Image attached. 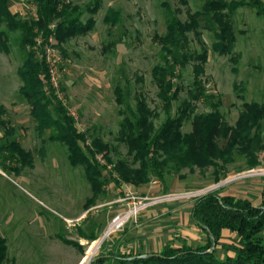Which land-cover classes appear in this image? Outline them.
<instances>
[{"label": "rangeland", "instance_id": "rangeland-1", "mask_svg": "<svg viewBox=\"0 0 264 264\" xmlns=\"http://www.w3.org/2000/svg\"><path fill=\"white\" fill-rule=\"evenodd\" d=\"M68 1L83 7V22L93 18V29L61 46L53 36L44 42L39 33L35 49L39 52L42 48L48 56L53 76L50 82L75 117L77 127L90 138L97 135L109 143L108 155L112 161L131 160L127 147L117 139L126 110L125 105L117 103L114 89L122 87L132 108L144 98L154 114L155 126H160L166 114L152 79V68L161 61V47L155 36L166 31L168 8L186 22L189 14L206 0H187V3L100 0L94 13L87 11L86 5L96 0ZM112 10L119 12L120 21L115 25L104 21ZM11 11L24 18L37 16L32 0H11ZM230 20L236 33L232 53L219 55L212 51L214 35L207 29L201 30V40L190 31L188 46L198 52L203 46L207 48V61L200 79L205 92L213 94L212 101L192 103L197 104L198 111H207L211 102L219 101L225 120L233 125L244 102H264V16L258 15L255 9L241 7ZM20 63L21 56L15 45L9 53L0 52V104L6 107V117L16 129L17 140L33 156V165L23 167L18 173L0 167V237L7 251L5 264H90L95 256L109 249L147 253L160 251L167 244L196 246L206 237L190 217L197 197L218 191L255 198L241 193L244 187L239 182L251 178L263 181L264 174L251 175L243 162L238 161L229 166L228 175L218 182L214 180L212 168L204 171L184 168L181 175H166L165 182L152 178L138 186L107 180L104 191L87 204L93 192L83 167L72 166L64 146L43 142L35 131L29 106L18 91ZM193 76L190 62L175 80L179 92L172 108L174 115L179 101L190 96ZM190 128V122H186L182 130L188 132ZM263 150L258 154V167L262 169ZM97 158L106 166L104 176L109 177L112 164L102 153ZM113 175L117 176L115 172ZM127 213L130 216L121 225L114 222L116 217L122 218ZM94 234L95 240L87 239L86 236ZM237 241L236 233L225 230L219 239L217 255L231 254L225 246L237 245ZM92 243L96 246L89 250Z\"/></svg>", "mask_w": 264, "mask_h": 264}, {"label": "trees", "instance_id": "trees-1", "mask_svg": "<svg viewBox=\"0 0 264 264\" xmlns=\"http://www.w3.org/2000/svg\"><path fill=\"white\" fill-rule=\"evenodd\" d=\"M32 1L37 16L24 18L11 11V0H0V52L9 53L12 45L16 46L21 56L17 67L21 80L18 91L29 106L35 131L43 142L64 146L72 166L83 167L93 192V198L87 204L104 191L107 180L113 184L124 181L138 186L152 178L165 182L166 175H181L184 168L190 171L212 168L214 180L218 182L228 175L229 166L238 161L248 169L260 165L258 154L264 148V102H244L233 125L225 120L219 101L211 102L207 111H198L197 104L192 101H212L213 94L205 92L200 79L207 61V48L203 46L201 52L192 51L188 46V33L192 31L201 40L202 29L212 31V51L228 55L236 41L230 16L241 7L255 9L258 15L264 16V0H206L198 10L189 14L186 22L168 8L166 31L155 36L161 47V61L152 68V79L163 101L165 120L156 127L154 114L145 99H140L132 108L122 87L116 86V101L121 106L125 105L126 110L119 123L117 139L127 147L131 160L118 158L114 161L108 155L111 150L109 143L97 135L90 138L86 131L77 127L75 117L50 82L44 50L41 48L37 52L35 49V38L39 33L44 42L53 36L61 46L71 38L86 35L92 30L93 18L83 22V7L68 0ZM182 2L187 3V0ZM99 5L100 0H96L86 5V10L94 13ZM104 21L110 25L119 23V12L112 10ZM61 51L64 53L63 48ZM190 62L194 71L190 96L179 101L174 115L172 108L179 92L175 80L181 77L182 70ZM6 114V107L0 104V131L3 132L0 137V167L4 171L18 173L23 167L33 165V156L17 140L16 129ZM186 122H190L191 128L183 132ZM98 153L112 164L109 177L103 174L106 166L99 163ZM114 172L117 176L113 175ZM190 217L206 236L202 244H167L160 251L147 253L109 249L95 256L90 264H264V200L254 205L249 198L208 192L195 199ZM223 230L236 233L238 241L237 245L225 246L231 254L218 256L216 249ZM86 237L90 241L97 238L95 234ZM142 254L149 255L140 257ZM6 262L5 241L0 237V264Z\"/></svg>", "mask_w": 264, "mask_h": 264}, {"label": "crops", "instance_id": "crops-1", "mask_svg": "<svg viewBox=\"0 0 264 264\" xmlns=\"http://www.w3.org/2000/svg\"><path fill=\"white\" fill-rule=\"evenodd\" d=\"M239 183H241V185H243V187H244V189L241 191V193L245 192V193H249V194L255 196V198L253 200L249 198L254 205H259L264 200V197H263L264 196V180L262 181L261 179H258V178H256V179L251 178L248 180H243ZM223 194L237 196L236 194L231 193V192H225ZM238 197L248 198V197H244V196H238ZM224 231L225 230H223V233H224Z\"/></svg>", "mask_w": 264, "mask_h": 264}, {"label": "built area", "instance_id": "built-area-1", "mask_svg": "<svg viewBox=\"0 0 264 264\" xmlns=\"http://www.w3.org/2000/svg\"><path fill=\"white\" fill-rule=\"evenodd\" d=\"M45 56V59L47 61V63L49 64V60H48V56H46V54L44 55ZM49 75H50V80L53 81V76H52V72H51V67H50V64H49ZM53 84V82H52ZM260 157L261 159H264V150L262 151V153L260 154ZM248 173H250L251 175H257V174H264V169L262 168H259V167H254V168H251L248 170ZM131 213V212H130ZM130 213H127V216H124V217H116L114 219V222L117 224V225H121L123 223V220L126 219L127 217H129Z\"/></svg>", "mask_w": 264, "mask_h": 264}, {"label": "water", "instance_id": "water-1", "mask_svg": "<svg viewBox=\"0 0 264 264\" xmlns=\"http://www.w3.org/2000/svg\"><path fill=\"white\" fill-rule=\"evenodd\" d=\"M213 247H214V246H212L211 249H213ZM211 249H210V250H211ZM208 251H209V250H208ZM148 255H149V254H142V255H140V257H146V256H148ZM89 262H90V260H89ZM89 262H88V263H89Z\"/></svg>", "mask_w": 264, "mask_h": 264}, {"label": "bare ground", "instance_id": "bare-ground-1", "mask_svg": "<svg viewBox=\"0 0 264 264\" xmlns=\"http://www.w3.org/2000/svg\"><path fill=\"white\" fill-rule=\"evenodd\" d=\"M95 246H96V243H92V245H91V247H90L89 250H92L93 248H95ZM83 260H84V259H83Z\"/></svg>", "mask_w": 264, "mask_h": 264}]
</instances>
